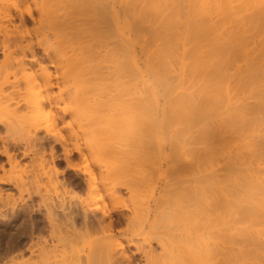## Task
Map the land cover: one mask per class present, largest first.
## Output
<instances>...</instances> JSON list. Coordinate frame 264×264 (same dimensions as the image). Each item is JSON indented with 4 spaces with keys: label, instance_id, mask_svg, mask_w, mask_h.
Segmentation results:
<instances>
[{
    "label": "bare ground",
    "instance_id": "obj_1",
    "mask_svg": "<svg viewBox=\"0 0 264 264\" xmlns=\"http://www.w3.org/2000/svg\"><path fill=\"white\" fill-rule=\"evenodd\" d=\"M16 20L34 29L6 30ZM0 29L14 37L2 46L22 51L8 64L3 53L1 134L24 135L2 137L0 156L12 164L20 151L34 155L32 178L4 171L0 185L38 197L22 214L32 220L30 241L12 235L5 264H242L245 252L264 264V0H2ZM28 35L41 39L21 45ZM10 64L17 69L7 73ZM150 124L185 142L176 141L183 153L149 157L142 143L125 152L132 141L121 145L120 132L139 133L137 142ZM56 144L88 196L60 188L72 173L57 163ZM74 150L84 157L79 171ZM151 166L161 181L149 192L141 179ZM2 189L6 207L15 197Z\"/></svg>",
    "mask_w": 264,
    "mask_h": 264
},
{
    "label": "rangeland",
    "instance_id": "obj_2",
    "mask_svg": "<svg viewBox=\"0 0 264 264\" xmlns=\"http://www.w3.org/2000/svg\"><path fill=\"white\" fill-rule=\"evenodd\" d=\"M1 1H2V0H0V2H1ZM8 11H9V10H8ZM10 11L12 12L13 10H10ZM12 13H13V12H12ZM16 22H17L18 24H17ZM13 24H14V23H13ZM16 24H17V25H16ZM18 25H19L20 28L22 27V29H23V26H20L19 22L16 20V21H15V24L13 25L14 27L9 25L10 28L7 26L8 28H7L6 30L9 29V31H14V32L17 34L18 30L20 29V28H17ZM15 26H16V27H15ZM32 26L34 27L33 24H29L27 28L31 27V29H34V28H32ZM11 27L14 28L15 30L12 29ZM25 28H26V27H24V29H25ZM27 28H26V29H27ZM10 29H11V30H10ZM24 29H23V33L26 35L27 30H25V31H26V33H25ZM0 30H1V29H0ZM6 30H5V31H6ZM29 30H30V28H29ZM29 30H28V31H29ZM3 31H4V30H3ZM9 31H8V32L6 31L8 34L3 33V32L1 33V31H0V33H1V35H0V43L2 42L1 39H6V38H4V37H6L7 35H9V36H10V35H11V36L13 35V33L10 34ZM19 31H20V30H19ZM21 31H22V30H21ZM30 31H31V30H30ZM30 31H29V34H30V33H32V34H36V33H38V32L34 33L35 31H34V32H33V31L30 32ZM15 33H14V34H15ZM18 33H19V32H18ZM20 33H21V32H20ZM3 34H5V36H4ZM32 34H30V35H32ZM2 35H3V38H1ZM25 35H20V36H25ZM30 35L26 36V39H25V37H23V39L20 40V42L22 41L23 43H22V42H21V43L19 42V43H20L21 45H22V44H28V43H27L28 39H29V41H30V39L33 38L34 41L32 40V41H30V42H33L32 44H34V43L36 42V40H35L36 38H37V42H38V40L41 39V37H38V35H35V36H37L36 38H34L35 36L29 38ZM11 36H10V38L13 39L14 37H13V36L11 37ZM15 36H16V35H15ZM39 36H40V35H39ZM8 38H9V37H8ZM15 38H17V37H15ZM21 38H22V37H21ZM27 38H28V39H27ZM38 38H39V39H38ZM25 40H26V41H25ZM11 42H12V41H10V43L8 42L10 45H9V44H6V45H5V46H7V45L10 46V47H8L10 51H9V50L7 51V49H6L7 47L5 48V46H2V43H3V42H2L1 45H0V66L3 65L8 59H10L11 61L13 60L12 62L10 61V63H14V62L16 61L15 59H18V58L20 59V58H21V52H22V51H20V50L18 51V49H20L19 44L15 42V43L18 44V45H16V44L13 45V43H11ZM37 42H36V43H37ZM12 45H13V46H12ZM29 45H31V44H29ZM29 45H28V46H29ZM1 46H2V47H1ZM11 46H12V47H11ZM14 46H15L17 49H16ZM23 46H27V45H23ZM23 46H22V47H23ZM28 46H27V47H28ZM2 48H3V50H5V49H6V50H5V51H2ZM11 48L16 49L15 52L18 51V52H16L17 55H14V52H13L14 49H11ZM26 49H27V48H26ZM37 51H38V50H37ZM4 52H7V53H8V54L6 53V54H7V56H6L7 59L5 58V54H3ZM11 52H13V54H12ZM40 52H41V50L38 51L39 55H40V56H43V55H41L42 52H41V53H40ZM16 53H15V54H16ZM19 53H20V54H19ZM9 54H11V55H9ZM26 54H28V52H26ZM8 56H9L10 58H8ZM14 56H16V57H14ZM22 56H23V55H22ZM4 58H5V59H4ZM11 58H12V59H11ZM3 59L5 60V62L3 61V62L1 63V61H2ZM19 59H18V60H19ZM8 63H9V60H8L5 64H8ZM5 64H4V65H5ZM7 66H10V67H11V64H10V65H7ZM10 67H7L9 71L7 70V71H5V72H7V73L9 72V73H10V72H12V70L14 71L15 69H17V68L13 69V68L11 67L12 69L10 70V69H9ZM1 69H2V68H0V74L2 75V74H4V70L6 69V65L3 66V69H4V70H1ZM22 109H23V112H22V113H25L26 110H24V108H22ZM0 119H1V118H0ZM148 126H150V127L147 128V126H145V127L147 128L146 131H147V132L149 131V133H151V134H149V133H147V132L145 131V129H144L145 127H144L143 129H142V128L140 129V130H141V134L144 133V131H145V133L141 135V139H142V138H143V139L146 138V139H145L146 141H145V140H141V139H137L138 141L136 142L135 139H136V138H140V134H139V133L136 134V135L134 134L135 136H134L133 134H132V136H130V135L127 136L128 134H127V132H125V131H124V132L121 131V132H120L121 134L118 133V134H120V136H119V139H117V140L120 142L121 145L125 144L124 142H126V144H128V143H130V142L132 141V143L130 144V146H129V145H126V146H123L124 148H122V146L120 145L121 148H122L125 152H128V150H131V148H133V151H134V147H136V146H140V147H141V143H142L143 146H144V145H146V144L150 141L151 145H150V143H148V144H149V147H148L147 145L144 146V147L142 146V149H144V150H145V148H146V150H147L148 148L150 149V153H149V152H146V150H145L146 154L148 153V156H149V157H150V156L158 157V156L163 155V154H167V153L169 154V152L172 154V153H174L173 151H176V149H177V151L179 150L177 154H181L180 151L183 153V151H184L183 149L185 148L186 145H185V142H183L182 140H179V139L175 140L174 142H175V144L177 145V148H174L175 150H174V149H171V148H173V147H176L175 144L172 142V140H174V139L176 138V137H175V138L173 137L175 134L172 136V133H170V134H169V133H165V134L163 133V134L165 135V136H164V135H163V136L166 137V138L164 139V137L162 136V133H161V128H162V127H160L159 124H156V126H155V124H154V125L150 124V125H148ZM151 127H154V128H151ZM155 128H156V129H155ZM159 128H160V129H159ZM170 128H171V127H170ZM138 129H139V128H137V130H138ZM151 129H152V130H151ZM157 129H158V130H157ZM3 130H4V131H3ZM140 130H138V132H140ZM5 131H6V130L3 128V125L0 124V134H1V132H2V134H4ZM105 132H106V131H105ZM135 132H137V131H135ZM10 133H11V134H9V132H8L6 135H3V136H2V134H1V138H0V139H2V137L6 136L7 138L10 137V141H12L13 138H16L17 141H18V139H20V142H21V138H22V136L24 137V135H21V133L18 134V133L16 132L17 135L15 134V132H10ZM42 133H43V132H40V135H41ZM107 133H108V132H107ZM107 133H106V134H107ZM124 133H126L127 135L124 134ZM146 133H147V134H146ZM153 133H154V134H153ZM122 134H123L124 136H123ZM8 135H9V136H8ZM10 135H11V136H10ZM12 135H13V136H12ZM15 135H16V136H19L20 138L16 137ZM43 135H44V134L41 135L40 139L43 137ZM108 135H109V133L107 134V136H108ZM121 135H122V136H121ZM143 135H144V136H143ZM153 135H154V136H153ZM160 135H161V136H160ZM145 136H146V137H145ZM148 136H150L152 139H149ZM157 136H158V137H157ZM177 136H178V135H177ZM11 137H12V139H11ZM38 137H39V136H38ZM125 137H126L127 139H126ZM129 137H130V139H129ZM133 137H134V138H133ZM153 137H155V138H153ZM160 137H163V138H160ZM169 137H170L171 140L169 139ZM171 137H173L174 139L171 138ZM17 138H18V139H17ZM114 138H117V137L114 136L113 139H114ZM167 138H168V139H167ZM177 138H178V137H177ZM24 139H25V138H24ZM24 139H22V140H24ZM128 139H129V140H128ZM132 139H133V140H132ZM3 140H4V138H3ZM8 140H9V139H7V141H8ZM124 140H126V141H124ZM127 140H128V142H127ZM139 140H140V142H139ZM147 140H148V142H147ZM152 140H153V141H152ZM165 140H167L168 142L166 141V142H167V143H166ZM169 140H170L171 142H170ZM178 140L180 141V144H181V141H182V143L185 145V146L182 145L184 148H183L180 144H178L179 142L176 143V141H178ZM13 141H14V140H13ZM13 141H12V142H13ZM40 141H42V139H41ZM46 141H47V140H46ZM46 141L43 140V144L46 143V145H45V149L47 148L46 151H48V152H47L46 155L48 156L49 153H50V152H49V148H50L49 146H51V145H48L49 143L47 144L48 141H47V142H46ZM121 141H122V142H121ZM133 141H134L135 143H134ZM154 141H156V142H154ZM8 142H9V141H8ZM138 142H139V143H138ZM143 142H145V143H143ZM146 142H147V143H146ZM153 142H154V143H153ZM169 142H170V143H173L174 146H173V147H172V146L170 147V145H172V144H170ZM22 143H23V142H22ZM137 143H138V145H137ZM1 144H2V141L0 140V146H2ZM23 144H24V143H23ZM23 144H22V146H23ZM39 144L41 145L42 142H41V143H38V142H37V148H36V149H39V148H40V145H39ZM134 144H135V146H134ZM155 144H156V145H155ZM47 145H48V146H47ZM52 145H55V144H52ZM132 145H133L134 147H133ZM157 145H158V147H157ZM178 145H180L183 149H182L180 146H179V148H178ZM153 146H154V147H153ZM168 146H169V148H168ZM56 147H57V148H56L55 152L57 151V153H56L55 156H58V155H59V157L61 158V159H60V158L58 159V157H56V161H58L57 163L60 164V167L63 168V171H64V172H65V170L67 171V169H68L69 173L71 172V173L73 174V175H72V174L70 173L73 177H71V175H68V176H67V177H69L68 179H67V177H66V179H65L64 181L62 180L63 182L66 181L65 184L67 183V184L65 185L66 187L64 186L65 188L62 187V185H61V187H60V184L63 183L62 181L60 182V184H59L58 186H56V188L58 187L57 190H56L55 187H53L52 190L55 188L54 191H53V194L56 195L55 191H56L57 193L60 194V191H61V190L59 189V187H60L61 189H65V190H62V191L74 190V189H75V191H77V192H79V193L81 192V194H84V192H85L84 195L86 196V194H87V193L89 194V192H87V191L85 190V185H84V183H82L83 180H84L83 176H82V175H79L78 177H76L77 180H76V178H74L75 175H76V174L74 173V170H72L71 167H69V168L66 167V163H65L64 160L62 159V157H63L62 155H63V154H62V151L60 150L61 148H60L59 145H57V144H56ZM127 147H128V148L130 147V148L128 149ZM140 147H139V148H140ZM152 147H153V148H152ZM156 147H157V148H156ZM0 148H1V147H0ZM125 148H127V149H125ZM151 148H152V150H151ZM180 148H181L182 150H181ZM122 149H121V152H124ZM149 149H148L147 151H149ZM153 149H155V151H154ZM158 149H159V150H158ZM160 149H162V150H160ZM22 150H23V149H22ZM157 150H158V154H157ZM163 150H164V151H163ZM169 150H170V151H169ZM171 150H172V151H171ZM119 151H120V150H119ZM151 151L154 153V155H151V154H153ZM159 151H160V152H159ZM161 151H163V152L161 153ZM177 151H176V152H177ZM59 152H60V153H59ZM121 152H119V153H121ZM125 152H124V153H125ZM165 152H166V153H165ZM21 153H22L21 151H20V153H18L19 156L17 155V160H16L15 162L13 161L12 164H9V161H8L5 157L0 156V160H1V162L3 161L2 163H1V162H0V163L4 165L3 171L0 170V177H1V178H2V176H3V175H1V174H4V173H5L6 177H7L8 175H9V178H10V177H11V178L14 177L13 179H15L16 177H17V178H20V177L22 176V173H24L25 175L28 174L27 179H28V177L30 178V177L32 176V173L29 172V171L26 170V169L29 168V169H31L30 171H32V167H28V166H29V165H31V166L33 165V164L30 163L29 161L32 160V156H34V155H33V153H32L31 155H29V156H31V157H29V156L24 157V156L20 155ZM45 153H46V152H45ZM45 153H44V154H45ZM61 154H62V155H61ZM41 155H42V154H41ZM21 157H22V158H21ZM70 157H71L70 160H72V162L70 161L71 164H73L75 168H77V166L79 165V166H78V167H80L79 169L82 170V168H83L84 165H82V164H83V163H82L83 160H82L81 158H84V157H82V156L80 157V155H78V153L75 152V150L72 151V154H70ZM87 157H88V156H87ZM154 157H153V158L151 157V158L154 160V159H156V158H154ZM19 158H20V159H19ZM29 158H31V160H30ZM63 158H64V157H63ZM75 158H76V159H75ZM77 158H78V159H77ZM89 158H90V156L88 157V159H89ZM26 159H28V161H26ZM80 159H81V160H80ZM20 160H21V161H20ZM22 160H23L24 163L22 162ZM81 161H82V162H81ZM88 161H89V160H88ZM88 161H87V162H88ZM7 162H8V164H7ZM16 162H17L18 164H21V165L18 166L19 168L16 167V166H14V163H16ZM25 162H26V163H25ZM28 162H29L30 164H29ZM89 162H90V161H89ZM92 162H93V161L91 160V163H92ZM27 163H28V164H27ZM77 163H78V164H77ZM62 164H64V165H62ZM75 164H76L77 166H75ZM84 164H85V161H84ZM89 164H90V163H89ZM9 165H10V166H9ZM27 165H28V166H27ZM73 165H72V166H73ZM81 165H82V166H81ZM92 165H93V164H92ZM11 166H12V167H11ZM13 166H14V168H13ZM20 166H21V167H20ZM9 167H10V168H9ZM22 167H23V169H22ZM27 167H28V168H27ZM65 167H66V168H65ZM95 167H96V165H95ZM153 167H154L153 169H152V166H151L150 168L148 167L149 169H148V168L146 169V172L148 171L147 173L144 172L146 175H144V174L142 173V174H140V177H139V174L137 173V174H138L137 177L140 178V179H141L142 175H144L143 177H145V178L142 177V178H143V179H141L142 181H146V179L148 178V179H147L148 181L145 182L146 184L144 183V184L147 185V186H146V187L144 186L143 188H144V189H147V187H149L148 189H149L150 191H151L152 188H154L153 185L156 186V185L161 181L160 178H159V176L161 177V173L159 172V170H157V169L155 168V166H153ZM24 168H25V169H24ZM33 169H34V168H33ZM64 169H65V170H64ZM77 169H78V168H77ZM79 169H78L77 171H79ZM150 169H151V170H150ZM154 169H155L156 171H155ZM81 170H80V171H81ZM4 171H6V172H4ZM14 171L19 172V175H18V173H16V172L14 173ZM26 171H27V173H25ZM149 171H150V173H149ZM3 172H4V173H3ZM154 172H155V174H154ZM11 173H13V174H12L13 177H12ZM20 173H21V174H20ZM156 173H157V174H156ZM14 174H15V175H14ZM16 174H17V175H16ZM24 174H23V175H24ZM151 174H152V175H151ZM5 175H4L3 177H5ZM20 175H21V176H20ZM132 175H133V174H132ZM135 175H136V174H135ZM150 175H151V176H150ZM154 175H155L156 177H155ZM19 176H20V177H19ZM147 176H148V177H147ZM157 176H158V177H157ZM22 177H23V178L25 177V179H26V176H22ZM1 178H0V179H1ZM23 178H22V180H23ZM31 178H32V177H31ZM150 178H153V179H150ZM154 178H156L157 182H156V180L154 181ZM158 178H159V179H158ZM60 179H61V178H60ZM140 179H139V180H140ZM149 179H150V180H149ZM19 180H20V179H19ZM22 180H20V181H22ZM28 180H29V179H28ZM30 180H31V179H30ZM69 180H70V181H69ZM74 180H76V181H74ZM139 180H138V183L141 181V180H140V181H139ZM151 180L154 181V184H153V181H151ZM20 181H19V182H20ZM24 181H26V180H24ZM24 181H22V182H24ZM22 182H21V184H23ZM76 182H77V183H76ZM78 182H79V183H78ZM31 183H32V181H31ZM31 183L28 182V184H31ZM34 183H35V182H34ZM69 183H70V184H69ZM71 183H73V184H71ZM80 183H82L83 185L80 184ZM149 183H150V186H149ZM24 184H25V186H26V182H25ZM28 184H27V185H28ZM42 184H43V182H42ZM142 184H143V183H142ZM152 184H153V185H152ZM32 185H33V183H32ZM44 185H45V182H44ZM69 185H70V186H69ZM80 185H81V186H80ZM29 186H30V185H29ZM34 186H35V185H34ZM34 186H30V187H33V189H34V188H35ZM68 186H69V187H68ZM79 186H80V187H79ZM22 187H23V185H22ZM27 187H28V186H27ZM27 187H26V188H27ZM71 187H72V188H71ZM150 187H151V188H150ZM0 188H3L2 190H3V191L5 190L4 192L7 191L6 193H9V195H10L11 192H13V193H11V194H12V198H11V199H13L14 197L16 198V199L14 198L13 200L10 199L12 202L9 201L8 205L6 204V207H4L5 205L2 204V202H0V204H1V205H0V211H2V212H0V214L2 213V215H5L4 218H2V217L0 216V233H1V235H0V264H5L6 259L4 258L5 256H4L3 252H4V249H5V251H6L7 249L10 248L11 245H10V243H9L8 241H10L9 238H11L12 235H13V236H16V235H17V236H20V237L25 238L26 240H24V241H26V242H25L26 244L30 241V236H31L30 231H32V224H31V223H32V220H31V218H29V216H26V217H25V216H23L22 214H24V213H23V210L26 208V207L24 206V205H25V202L30 204V203H31V201H30V197H31V196H34V197H35V194H34V191H35V190L33 191L32 188L28 189V188H29V187H28L27 189H23V188H22L23 191L20 190V191H21V192H20V191L16 190L13 186H11V184H9V185H2V184H1V185H0ZM6 188H7V189H6ZM68 188H69V189H68ZM73 188H74V189H73ZM58 189H59L60 191H59ZM77 189H78V190H77ZM144 189H143V190H144ZM148 189H147V191H149ZM24 190H25V191H24ZM52 190H51V192H52ZM9 191H10V192H9ZM58 191H59V192H58ZM62 191H61V192H62ZM150 191H149V192H150ZM18 192H19V193H18ZM149 192H148V193H149ZM16 193H17V194H16ZM20 193H21V194H20ZM22 193H23V194H22ZM27 193H28V194H27ZM62 193H63V192H62ZM104 193H105V192H103V193L101 192L100 195H103ZM51 194H52V193H51ZM53 194H52V195H53ZM88 194H87V196H88ZM105 194H106V193H105ZM16 195H19V196L22 195V197L20 198V197H17ZM26 195H27V196H26ZM23 196H24L25 199L23 198ZM98 196H99V194H93V195H92V197H93L95 200L99 201L100 204H101V202H102V201H101L102 198L104 199L105 202H106V200L108 199V198H107V199L105 200V197H107V196H105V195H103V197H102L101 199H100V197H98ZM27 197H29V198H28L29 200L26 199ZM34 197H33V198H34ZM22 198H23V199H22ZM124 198H125V197H124ZM126 198H127V197H126ZM36 199H38V197H35V198H34L35 203L38 202V200H36ZM127 200H128V199H127ZM127 200H126V202H127ZM22 201L24 202V204H23ZM100 201H101V202H100ZM104 201H103V202H104ZM124 201H125V199H124ZM103 202H102V204H103ZM107 202H108V200H107ZM107 202H106V203H107ZM128 202H129V201H128ZM35 203H34V205H35ZM123 203H124V202H123ZM123 203L121 202V204H123ZM129 203H130V202H129ZM9 204H10V205H9ZM17 204H18V205H17ZM22 204H23V205H22ZM108 204H110V202H109ZM21 205H22V206H21ZM119 205H120V204H119ZM125 205H127V203H126ZM20 206H21V207H20ZM23 206H24V207H23ZM36 206H37V204H36ZM36 206L34 207L35 209L37 208ZM109 206H111V205H109ZM120 206H122V205H120ZM13 207H14V211H15V212L18 211V213H19V212L22 211V212H21V215H22V216H19V219L14 220V216H15V215L13 214V212H12V210H11ZM16 207H17V208H16ZM19 207H20V208H19ZM19 209H21V210H19ZM30 210H32V209H29V212L31 213V214H30L31 216L38 217V218H37L38 220L44 222V220L42 219V218H44V214H43V215H42V214L39 215V213H33V211L31 212ZM18 213H17V215H18ZM13 215H14V216H13ZM38 215H39V216H38ZM22 217H23V218H22ZM1 218H2V219H1ZM3 219H4V220H3ZM20 219H21V220H20ZM30 220H31V221H30ZM20 221H23V223L20 222ZM4 222H5V223H4ZM9 222H10V223H9ZM11 223H12V225L10 226ZM46 224H47V223H46ZM21 225H22V226H21ZM43 225H44V226H43ZM124 225H125V227H123ZM17 226H18V227H17ZM27 226H28V227H27ZM121 226H122V225H121ZM123 226H122V227H123L124 229H123L122 227H121V228L118 227V228H120V230L118 231L119 233L125 230V228H126V224H123ZM9 227H10V228H9ZM21 227H22L23 229H22ZM41 227H44V229H45V233H44V234H45V236H47V235H48V229H46L47 227L45 228V223H42ZM19 228H20L21 230H20ZM30 228H31V229H30ZM1 229H2V230H1ZM5 229H6V230H5ZM28 230H29V231H28ZM22 231H23V233H22ZM46 231H47V232H46ZM2 232H5V235H4V233H2ZM7 232H8V233H7ZM10 234H11V236H10ZM20 234H21V235H20ZM29 235H30V236H29ZM1 236H2V237H1ZM9 236H10V237H9ZM27 239H28V240H27ZM27 245H28V244H27ZM8 246H9V248H7ZM26 247H27V246H26ZM25 249H26V248H24V250H25ZM24 253H25V259L28 258V257L30 258V254H28L29 252L24 251ZM249 253H250V252H247V254H246V252H245L246 255H245V254H242L243 257L241 258L242 260L240 261V263H241L243 260L245 261V260L247 259L249 262H251V264H258V261H256L255 259L252 258L253 254H252V256H251V253H250V257H249V255H248ZM27 254H28V255H27ZM247 255H248L249 258H247ZM27 256H28V257H27ZM245 257H246V258H245ZM29 258H28V259H29ZM251 259H253V260H251ZM254 260H255L256 262H255ZM244 261H243V262H244ZM248 261H247V262H248ZM243 262H242V264H248V263H249V262H248V263H247V262H244V263H243ZM252 262H253V263H252ZM254 262H255V263H254ZM223 264H224V263H223ZM225 264H226V263H225ZM249 264H250V263H249Z\"/></svg>",
    "mask_w": 264,
    "mask_h": 264
}]
</instances>
